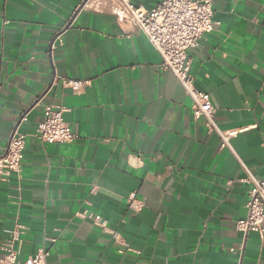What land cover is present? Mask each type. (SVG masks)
Returning a JSON list of instances; mask_svg holds the SVG:
<instances>
[{"label":"crops","instance_id":"obj_1","mask_svg":"<svg viewBox=\"0 0 264 264\" xmlns=\"http://www.w3.org/2000/svg\"><path fill=\"white\" fill-rule=\"evenodd\" d=\"M211 5L218 25L187 53L230 149L111 0H0V153L15 130L25 140L20 171L0 179V245L16 231L20 262L264 264V233L235 226L240 163L264 181V0ZM47 107L75 140L37 138Z\"/></svg>","mask_w":264,"mask_h":264},{"label":"built area","instance_id":"obj_2","mask_svg":"<svg viewBox=\"0 0 264 264\" xmlns=\"http://www.w3.org/2000/svg\"><path fill=\"white\" fill-rule=\"evenodd\" d=\"M112 14L116 21L141 32L158 52L162 59V68L170 71L192 101V114L195 119L203 118L209 133L218 135L221 148L230 149V139L234 131H221L214 119L215 110L206 93L196 89L190 72L188 50L196 48L204 34L210 33L218 22L213 21L211 0H160L150 10L136 6L131 0H111ZM60 35L56 36L55 46H61ZM72 90H78L80 84L67 82ZM62 109H44L43 119L36 129L37 138L43 143L66 144L76 139L69 126L63 121ZM25 147L24 136L12 133L6 147L0 153V179L20 171L22 153ZM245 172L244 181L249 184L246 216L236 221V229L243 233H257L262 238L264 230V181H259L242 163ZM16 231L10 232L6 242L0 245V264H46L45 254L41 250L25 261L18 260L20 248ZM231 253L236 250L231 249Z\"/></svg>","mask_w":264,"mask_h":264}]
</instances>
